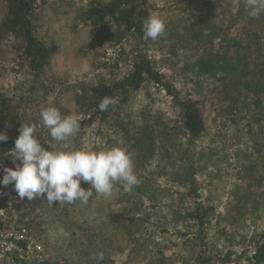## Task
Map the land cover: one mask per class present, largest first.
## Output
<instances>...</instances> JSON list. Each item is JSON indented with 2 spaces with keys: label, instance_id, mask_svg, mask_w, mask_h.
Segmentation results:
<instances>
[{
  "label": "rangeland",
  "instance_id": "obj_1",
  "mask_svg": "<svg viewBox=\"0 0 264 264\" xmlns=\"http://www.w3.org/2000/svg\"><path fill=\"white\" fill-rule=\"evenodd\" d=\"M45 3L37 13V29L39 36L49 45H57L58 51L52 56L48 71L39 83L20 71L15 56L0 55V93H6L13 100L21 101L24 113L43 136L60 150L84 149L98 151L126 144L127 134L109 124H96L87 129L79 140L78 133L68 143H58L51 139L48 129L41 121V111L55 105L62 115H74L79 124L82 116L77 113L75 96L82 88L96 86L102 81L113 82L122 78L133 62L132 48L123 42L120 57L110 63H104L97 57V41L92 27L80 22V16L92 2L106 3L111 0H44ZM158 15L165 23V30L157 38L151 49L155 67L169 77L179 78L185 74V64L190 61L192 48L173 56L172 50L179 49L178 40L187 19L199 12V8L221 6L220 15L224 25L234 21L231 35H236L245 26L253 29L264 28V12L256 19L249 16L246 0H150ZM4 1L0 0V22L4 14ZM259 18V19H258ZM188 59V61H187ZM199 95L205 97L206 89L200 88ZM164 91L160 94L154 86H148L135 93L132 102L122 115L125 125L146 128V121L162 116L169 126L177 115L169 112L162 102ZM207 113L211 119L204 141L196 149L195 161L199 167L198 180L203 201L216 208L212 222L207 226L206 237L209 241L211 255H224L229 249L254 250L251 240L254 234L264 231V161L251 170V163L241 162L238 155L240 141L222 133L219 121L214 122L211 96H207ZM152 115V116H150ZM128 127V128H130ZM142 135L138 137L141 138ZM181 138L176 135L173 139ZM172 141V142H173ZM172 144V143H171ZM179 146V145H178ZM178 147H164L157 150L155 160L147 165L144 174L155 173L150 183L138 180V184L130 191L131 201L135 198L139 185L146 186L144 193L152 200L144 202L142 213L149 215L151 224L140 226L125 222L114 224L110 220L113 212L122 210L117 200L118 191L109 198L101 195L87 204L80 203L72 209L67 219L53 222L51 208L36 197L29 200L23 198L18 215L34 210L35 222L30 235L36 244L31 251L25 253L29 264H149L152 259L156 264H198L199 248L194 247L189 233L190 222L181 219L192 207L188 198L178 192L184 191L181 185L183 167L178 155ZM134 167L135 165L133 160ZM141 167V166H140ZM163 171L162 175L158 174ZM153 179V178H152ZM119 184L116 185V187ZM142 195V194H139ZM133 203V202H132ZM154 204V205H152ZM157 204V205H156ZM156 205V206H155ZM127 206V205H126ZM39 217V220L36 219ZM179 221V222H177ZM166 226L169 234L162 235L154 225ZM182 232V233H181ZM186 234V235H185ZM12 252L0 261V264H14ZM99 254L103 260L97 259ZM105 262V263H104ZM244 262L242 261V264ZM211 264H221L213 261Z\"/></svg>",
  "mask_w": 264,
  "mask_h": 264
},
{
  "label": "trees",
  "instance_id": "obj_2",
  "mask_svg": "<svg viewBox=\"0 0 264 264\" xmlns=\"http://www.w3.org/2000/svg\"><path fill=\"white\" fill-rule=\"evenodd\" d=\"M3 1L0 55L8 53L15 56L20 71L26 73L34 83H39L48 71L52 56L58 51L57 45L47 44L38 33L37 13L45 1ZM214 3L215 8L211 5L199 8V12L184 24L177 41L179 49L174 48L172 54L178 56L180 52H185L190 55L187 50H194L190 61L185 64L186 73L176 79L154 65L150 51L157 39L153 41L143 38V24L155 10L150 0H111L106 3L94 1L82 12L80 22L95 31L97 57H104L108 51L123 42L130 43L134 57L129 70L119 80L102 81L94 87H82L77 92L75 105L77 113L83 118L79 140L87 129L96 124L117 127L123 134H127V142L123 146L131 152L135 165L138 164V167H134L138 180L145 183H150L155 178V173L145 175L144 171L155 160L157 150L178 147L184 171L180 185L184 191L178 193L187 197L192 207L179 215L183 221L192 225L193 230L189 236L194 247L199 248L198 264H211L213 261H220L221 264H242V261L243 264H264V231L254 234L251 240L254 250L251 254L243 250L238 254L235 249H229L224 255H211L206 237L207 226L212 222L216 208L203 201L198 180L200 170L194 157L197 147L204 141L211 119L207 113V96L212 94L211 107L213 114L215 113L213 120L219 121L222 133L226 135L227 132L232 139L240 141V161L250 162L251 170H255L256 165L264 161V28L245 26L239 34L231 35L234 21L224 25L221 20L226 16V9L220 15L218 12L221 6ZM252 19L256 17H251ZM202 85L207 92L205 97L199 95ZM148 86H154L160 94L164 91L163 106L177 115L171 125H164V129L159 128V125L165 123L161 115L146 121V128L135 125L130 127L133 123H123L122 115L135 93ZM105 97L114 99L115 104L110 105L106 111H100L98 105ZM23 124L33 125L25 115L21 101L15 102L6 93H0V132L8 136L6 142H0V152L5 153L15 146L19 128ZM34 126V135L41 145L47 150H56L43 136L39 126ZM139 135H142L141 138ZM176 135L181 138L173 141ZM92 151L98 150L92 147ZM162 173L160 171L158 174ZM81 187L87 190L90 185L81 182ZM145 187L139 185L133 189L136 192L135 198L140 196L142 199H133L129 205L131 193L124 191L120 185L117 186V202L123 209L110 215L112 223L129 222L140 226L151 224L149 215L142 213L144 202L152 200V194L147 196L144 193L147 191L144 190ZM97 195L93 191L88 202H92ZM44 199L41 197L51 208L53 222L67 219L72 209L81 203L79 200L71 204L55 202V205L49 206ZM33 213L34 210L30 207L29 212L18 215V223L32 233L33 228L38 227H34ZM154 226L162 235L166 236L170 232L166 226ZM38 229L43 233L40 223ZM26 252V244L17 243L14 264H29L25 259ZM149 264L156 262L152 259Z\"/></svg>",
  "mask_w": 264,
  "mask_h": 264
},
{
  "label": "clouds",
  "instance_id": "obj_3",
  "mask_svg": "<svg viewBox=\"0 0 264 264\" xmlns=\"http://www.w3.org/2000/svg\"><path fill=\"white\" fill-rule=\"evenodd\" d=\"M246 8L250 17H258L264 12V0H246ZM165 30V23L158 15L149 16L144 24L145 40H156ZM115 100L105 97L99 103L100 111H106ZM43 126L48 129L50 137L58 143H68L74 137L80 124L74 115H62L53 104L44 108L41 113ZM35 126L23 124L19 128V136L15 140L12 161H20L15 170L5 168L0 185L7 187L14 184V190L21 199L29 200L44 197L49 206L74 203L79 200L87 204L96 194L109 198L114 191H119L117 184L124 191H130L138 184L134 172L131 152L127 147L114 146L100 151L84 149L47 150L34 135ZM8 136L0 132V142H6ZM81 182L90 187L86 190ZM99 254L97 259L103 260Z\"/></svg>",
  "mask_w": 264,
  "mask_h": 264
},
{
  "label": "built area",
  "instance_id": "obj_4",
  "mask_svg": "<svg viewBox=\"0 0 264 264\" xmlns=\"http://www.w3.org/2000/svg\"><path fill=\"white\" fill-rule=\"evenodd\" d=\"M120 54L121 48L118 46L108 51L102 60L104 63H110L119 58ZM12 149L5 153L0 152V179L5 174V168L15 170L16 165L20 163V161L15 163L12 161L14 158L10 152ZM22 200L14 190V184H9L7 187L0 185V261L16 251L19 242L26 244L27 251H31L36 244L29 229L25 226L16 227V213L22 205Z\"/></svg>",
  "mask_w": 264,
  "mask_h": 264
}]
</instances>
